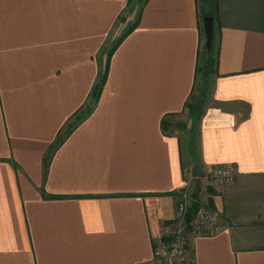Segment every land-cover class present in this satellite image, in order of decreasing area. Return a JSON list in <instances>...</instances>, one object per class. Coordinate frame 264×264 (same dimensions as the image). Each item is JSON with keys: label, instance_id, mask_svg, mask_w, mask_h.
Segmentation results:
<instances>
[{"label": "crops", "instance_id": "crops-1", "mask_svg": "<svg viewBox=\"0 0 264 264\" xmlns=\"http://www.w3.org/2000/svg\"><path fill=\"white\" fill-rule=\"evenodd\" d=\"M135 4L93 103L98 54ZM203 30L197 0H0V264H156L183 190L224 225L189 233L192 264H264V0H217L197 117ZM228 165L235 181L213 190Z\"/></svg>", "mask_w": 264, "mask_h": 264}, {"label": "built area", "instance_id": "built-area-1", "mask_svg": "<svg viewBox=\"0 0 264 264\" xmlns=\"http://www.w3.org/2000/svg\"><path fill=\"white\" fill-rule=\"evenodd\" d=\"M236 176L237 171L233 166L214 168L209 176L210 185L213 190L220 191L224 185L233 183ZM189 199V191L183 190L174 218L162 225L160 241L154 251L156 264H184L187 261L190 232L200 236H211L223 231L221 214L203 204L189 218Z\"/></svg>", "mask_w": 264, "mask_h": 264}, {"label": "trees", "instance_id": "trees-1", "mask_svg": "<svg viewBox=\"0 0 264 264\" xmlns=\"http://www.w3.org/2000/svg\"><path fill=\"white\" fill-rule=\"evenodd\" d=\"M197 7L200 11V15L202 19L205 15H212L216 19L217 16V0H197ZM138 23V19L135 21V23L127 30L125 31L116 41L114 44H112L108 49H101V53L106 54V59L101 62V67L99 69V72L97 74V78L95 80V83L92 88L91 92V99L92 102L95 103L98 101L100 94L102 92L103 86L105 85V82L107 80V76L109 73V67H110V59L111 56L116 49L117 45L121 42V40L130 32L132 31ZM204 31V30H203ZM204 50H205V59L203 60L202 64L197 63L196 66V77H195V83L192 89V92L185 102L184 109H188L190 115L200 117L203 112V107L206 104L207 97H208V85L210 78L217 73V52L215 51L214 47H212L211 52L207 51L206 44L204 42ZM199 80H201L199 84ZM197 91V92H196ZM90 112V107L81 106L71 117L77 116L80 117L79 113H81V116L83 114H86ZM178 113H167L163 116L161 120V128L163 132L170 134L173 132L174 126H173V117L177 115ZM79 115V116H78ZM71 127L70 125H67L66 132L69 133V129ZM62 131L61 129L57 135V143L61 144L63 142L62 138ZM199 207L198 203L193 204V208H195V211ZM194 211L192 209H189V215L190 218ZM192 264V263H190Z\"/></svg>", "mask_w": 264, "mask_h": 264}, {"label": "water", "instance_id": "water-1", "mask_svg": "<svg viewBox=\"0 0 264 264\" xmlns=\"http://www.w3.org/2000/svg\"><path fill=\"white\" fill-rule=\"evenodd\" d=\"M203 22L206 48L208 52H211L215 36V18L212 15H205Z\"/></svg>", "mask_w": 264, "mask_h": 264}, {"label": "rangeland", "instance_id": "rangeland-1", "mask_svg": "<svg viewBox=\"0 0 264 264\" xmlns=\"http://www.w3.org/2000/svg\"><path fill=\"white\" fill-rule=\"evenodd\" d=\"M139 6H140V4H135L134 5V9H135V13H134V17H132L133 19H131V23L130 24H127V25H124L123 26V29H121V30H125L126 28H128L130 25H132V23L134 22V18H135V16H136V14H137V11H138V9H139ZM121 30H119V32H114V36H111V38H109V40H108V42L106 43V45L103 47L104 49H108L112 44H114L115 43V41L118 39L117 37L120 35V33H121ZM116 34V35H115ZM204 42H205V37H204ZM203 52H204V50H203ZM106 54H104V53H99L98 54V59H101L102 61H104L105 60V56ZM199 82V84H200V82H201V80H199L198 81ZM197 92V91H196ZM188 110V109H187ZM174 125V127H175V124H173ZM66 132V128L65 129H63V134ZM191 262H190V260H189V258L187 257V261L184 263V264H190Z\"/></svg>", "mask_w": 264, "mask_h": 264}]
</instances>
